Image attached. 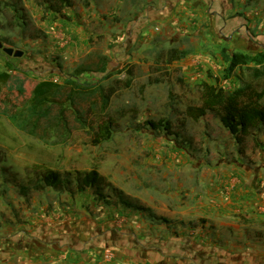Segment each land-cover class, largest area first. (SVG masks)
<instances>
[{"label":"rangeland","instance_id":"374dc122","mask_svg":"<svg viewBox=\"0 0 264 264\" xmlns=\"http://www.w3.org/2000/svg\"><path fill=\"white\" fill-rule=\"evenodd\" d=\"M238 1L234 0V4L238 5ZM258 1H247V5L256 6ZM41 2L46 9L39 14L11 11V6L0 0V44L23 50L30 56L24 61L13 57L8 60L0 47V70L5 68L8 60L18 71H29L36 65L43 72H51L52 66L65 69L66 75L58 79L50 73L45 75L61 84L51 102L37 115L31 114L30 107L38 77L30 75L26 79L24 93L15 86L12 89L1 86L0 248L19 249V245H24L21 240L31 239L33 246L44 250L43 264H49L51 254L48 250L62 243V233H74L78 235L74 237L78 243L106 246L105 259L115 264L124 260L150 264L154 256H157V264H201V261L202 264H264V250L258 254L255 249H237L236 245L226 247V241L233 242L235 236H226L227 231H223L224 239L215 240L218 238L216 230L208 237L197 231L203 222L190 221L185 227L184 219L180 218L181 215H202L203 207L197 205L202 196H207L204 188L210 187L212 174L216 173L209 169L215 168L219 156L233 158L237 148L240 149L213 114H207L199 121L186 115L190 106H200L202 102L201 83L197 81H204V77L226 90L241 84L238 80L224 79L225 64L220 62L222 44L211 52L212 67L205 62L209 59L204 58L203 66L195 72L204 73L207 69L208 73L211 69L210 74L195 79L193 75L188 83L179 71L171 75L162 70L167 68L166 53L171 44L160 39H155L152 53L143 45L136 46L131 39L123 40L118 48L124 49L122 54L131 55L130 59H124L111 54L105 57L103 49L106 50L108 45L104 43V37L94 38L92 47H98V50L94 49L76 70L52 52L56 47L53 36L50 37L56 30L54 22L58 17L66 18L67 14L54 15L50 6L57 7L59 2L56 0ZM240 9L236 8L230 15L245 14ZM155 27L151 25L149 33ZM30 45L43 49L37 50L36 64L32 65L28 64L33 53ZM174 47H187L191 50L190 56L194 54L195 45L185 41ZM227 49L230 54L236 52L230 45ZM258 49L251 44L243 52L254 53ZM260 49L264 50V47ZM140 50L143 51L137 56L140 62H147L146 57L150 54L154 57L153 64H149L152 75L140 74L127 88L125 75L129 76L131 71L135 75L137 68L141 69L134 63L133 56ZM45 52L50 53L48 60L42 58ZM15 77H20L19 73ZM180 79L182 81H178ZM11 83L18 84L16 79ZM111 89H115V94L109 106L103 109L102 95ZM160 120L171 123L170 134L153 130L148 125L149 121ZM109 121L115 127L112 138L94 143L97 126ZM245 149L244 158L260 165L264 131L257 130L249 137ZM92 169H97L107 179L109 186L105 191L111 204L99 202L91 189L85 193L76 191V173ZM48 170L70 173L73 193L36 189L40 177ZM112 187L122 191L129 201L143 210L120 204ZM163 218L170 222H163ZM68 238L70 243H75L73 237Z\"/></svg>","mask_w":264,"mask_h":264},{"label":"crops","instance_id":"0c3cea01","mask_svg":"<svg viewBox=\"0 0 264 264\" xmlns=\"http://www.w3.org/2000/svg\"><path fill=\"white\" fill-rule=\"evenodd\" d=\"M5 1L11 6V11H31L41 14L46 9H44L41 0ZM69 1L70 4H65L61 0H56L59 5L57 7L55 5L50 6L54 15L67 14L66 18L58 17L57 22H54L56 30L50 33V37L53 36L52 39L54 38L53 40L55 41L53 46L56 47L52 49V52L56 54L55 57L57 59L61 57V61L63 60L67 63V66L76 70L94 49L98 50V47H92V45H95L92 40L101 37H104L103 41L108 45L106 50L103 49L105 57L112 55L117 58L126 57L128 59L131 58V55L122 54L124 49L122 47L118 48L123 40L128 42L131 39L136 46L143 45L148 50H151L148 51L150 53L154 49L155 39H160L162 42L169 41L171 46L166 55L173 49L180 53H186V55H179L172 63L166 65L167 68L162 70L166 73L169 72L171 75L179 71L181 73L180 76L187 83L190 82L189 79L193 75H195V79L196 76L210 74L211 69L208 73H206L207 69L204 73L195 72L203 66L204 58L209 59L205 60V62L212 67L214 60L213 58L211 59V52L221 44L222 48H227V45H230L236 52L248 50L251 44L258 46L259 49L253 54L261 51L260 48L262 46L264 47V0H259L256 6L247 5V1L254 0H239L238 5L234 4V0ZM240 7V10H244L245 14L237 17L235 14L230 15L231 12H236L234 10L236 8L239 10ZM41 17L42 15H40ZM151 25H156V27L153 32L149 33ZM251 31L255 33L252 34ZM46 32L48 33V31ZM64 38H66L65 42L61 43L60 41ZM184 41L195 45L193 56H190L191 50L189 51L187 47L179 49L174 47L178 44H184ZM112 45L116 47H112ZM30 46L33 57L31 56V61L28 64L32 65L36 64L34 57H36L35 53L38 52L37 50L42 51L43 49L35 45ZM3 47L6 46L3 45ZM222 48L220 49L221 64L223 62ZM1 51L4 53L3 48ZM227 51L229 53L228 49ZM142 52L140 50L137 53H133L134 63L140 65L141 69L137 68L138 73L135 75H133L132 71L129 76L125 75L127 78L126 82L130 81L131 86L133 82L138 80L140 74L143 73L147 77L152 75L149 64H153L152 60L154 57L150 54V56L146 57L147 62H140L137 56H140ZM49 54L45 52L42 58L47 59ZM29 57L24 51L22 58L15 59L24 61ZM193 57L196 59H192ZM12 66L14 67V65ZM34 66V68H37L36 65ZM226 67L224 65L223 68L225 69ZM34 68L31 67L29 71H18L13 68L10 72L11 79H16V82H24L23 87H25L27 84L25 81L30 75L39 78L37 84L43 81L53 82V77L48 79L45 76L48 73L51 76H56L54 79H58L59 76H66L64 75L65 69L61 70L51 66V72H43L40 68ZM45 69L48 70L49 68L46 67ZM38 71H41V73ZM18 73L20 77H15ZM237 74L239 75V73H236L228 81L238 80ZM178 81H182V79ZM197 82L199 84L203 82L216 84V82L214 83V81L205 77L204 81ZM11 84L7 85L11 89L13 86L16 88L19 86V84ZM57 84L61 83L57 81ZM219 86L223 87L222 85ZM240 86L241 84L234 87L233 90ZM236 151L233 154V158L226 155L219 156L214 165L215 168L209 169L210 172L216 173L212 174V180L209 183L210 187L204 188L207 196H202L200 198L202 200L201 203L197 205L200 208L203 207L202 215H181L180 218L184 219L182 222L185 227L186 225L188 227L191 222H203L202 226L199 229L197 228V231L208 237L212 236V232L216 230L215 235L218 238H214L215 240L224 239L222 237L223 231H227L225 232L226 236L231 234L235 236L234 239L232 238L233 242L226 241V247L230 248L236 245L237 249L242 248L243 250V248H246L245 250L249 251L255 249L260 254L264 250V190L262 191L264 187V149L260 151V160L261 162L263 161L260 165L252 164L251 160L248 161L244 158L246 149L240 151L237 148ZM204 222L208 223L206 224L207 226L204 225ZM61 236H63L62 243L52 246L53 248L50 247L53 253L48 250L51 254L49 264H115V262L105 259L104 255L108 251L106 246L98 243H78V240L74 238L78 235L74 233H62ZM69 236L74 238L75 243H70ZM26 241L27 238L22 240L24 245H19V249L10 248L6 250L0 248V264H43L44 250L33 246L30 240L28 243ZM238 242H242V244L237 245ZM61 245L62 247L59 248ZM159 252L160 250H157V253ZM154 258L156 260L152 259L149 261L150 264L158 263L157 256H154ZM122 262H124L123 264H133L125 260ZM122 262L120 261V264ZM200 263L202 264V261Z\"/></svg>","mask_w":264,"mask_h":264},{"label":"trees","instance_id":"16d2710c","mask_svg":"<svg viewBox=\"0 0 264 264\" xmlns=\"http://www.w3.org/2000/svg\"><path fill=\"white\" fill-rule=\"evenodd\" d=\"M61 1L65 4H70L69 0ZM221 53L223 62L227 66L224 69V79L229 80L236 73H239L240 76L237 74L236 77L240 81L241 86L234 90H226L218 84L203 82L201 84L202 102L200 106H190L186 115L195 121H199L207 114H213L220 120L222 126L229 132L236 144L239 145L240 151H243L249 137L254 136L257 130L264 131V50L256 54L249 52H234L230 54L227 48L223 47ZM179 55L185 56L186 53H180L176 49L169 51L167 64L172 63ZM5 56L8 60L10 59L6 54ZM8 60H6L5 68L0 70V92L1 86H7L12 81L10 72L14 67ZM17 83L19 84L18 90L24 93V82L18 81ZM59 86L54 82L43 81L34 87L30 107L32 115L39 114L40 109L51 102L53 93L60 88ZM125 86L129 88L131 82H125ZM114 94L115 89H111L107 94L102 95L103 109L109 106ZM148 125L153 130H163L168 132V134H170L172 129L169 121H149ZM114 130L115 127L112 121L98 125L95 131L94 143L100 144L104 141H109ZM173 134L180 138L177 133ZM74 180L77 192L85 193L91 189L99 202L111 204L108 199L110 196L105 191L109 186L107 179L97 169L77 172ZM71 182L72 175L70 173L48 170L40 177L35 188H49L54 191H70L73 193L71 191ZM111 190L117 192L120 204L130 209L143 210L142 207L129 201L122 191H118L113 187ZM150 212L152 213L151 210ZM162 221L165 223L170 222L167 218H163Z\"/></svg>","mask_w":264,"mask_h":264},{"label":"water","instance_id":"95a60500","mask_svg":"<svg viewBox=\"0 0 264 264\" xmlns=\"http://www.w3.org/2000/svg\"><path fill=\"white\" fill-rule=\"evenodd\" d=\"M0 47L3 48L4 53L8 57L22 58L24 56V51L23 50L14 49L12 47H3L2 44H0Z\"/></svg>","mask_w":264,"mask_h":264},{"label":"flooded vegetation","instance_id":"af4514ba","mask_svg":"<svg viewBox=\"0 0 264 264\" xmlns=\"http://www.w3.org/2000/svg\"><path fill=\"white\" fill-rule=\"evenodd\" d=\"M29 240H30V243H32L31 239H27V241H26V242L28 243V242H29ZM21 241H22V240H21ZM21 241H20V242H21Z\"/></svg>","mask_w":264,"mask_h":264},{"label":"built area","instance_id":"2783aa9c","mask_svg":"<svg viewBox=\"0 0 264 264\" xmlns=\"http://www.w3.org/2000/svg\"><path fill=\"white\" fill-rule=\"evenodd\" d=\"M0 67H2V62L0 61ZM55 82H57V81H55Z\"/></svg>","mask_w":264,"mask_h":264}]
</instances>
